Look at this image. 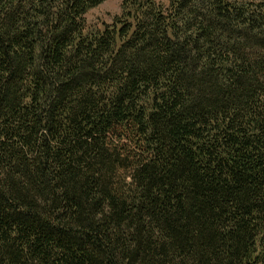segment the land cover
<instances>
[{
	"label": "trees",
	"instance_id": "obj_1",
	"mask_svg": "<svg viewBox=\"0 0 264 264\" xmlns=\"http://www.w3.org/2000/svg\"><path fill=\"white\" fill-rule=\"evenodd\" d=\"M0 0V264H264V0Z\"/></svg>",
	"mask_w": 264,
	"mask_h": 264
},
{
	"label": "rangeland",
	"instance_id": "obj_2",
	"mask_svg": "<svg viewBox=\"0 0 264 264\" xmlns=\"http://www.w3.org/2000/svg\"><path fill=\"white\" fill-rule=\"evenodd\" d=\"M165 2L166 0H161ZM123 0H106L100 7L92 10L87 16L90 26L99 27L103 23L113 24L114 19L121 14Z\"/></svg>",
	"mask_w": 264,
	"mask_h": 264
}]
</instances>
